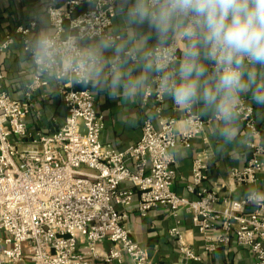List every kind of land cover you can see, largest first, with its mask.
<instances>
[{
    "label": "built area",
    "instance_id": "obj_1",
    "mask_svg": "<svg viewBox=\"0 0 264 264\" xmlns=\"http://www.w3.org/2000/svg\"><path fill=\"white\" fill-rule=\"evenodd\" d=\"M63 4L46 10L61 39L66 33L75 34L82 45L101 36H119L112 30L117 10L114 0H94L91 8L85 0H65ZM79 6L85 9L76 12ZM36 26L31 21L16 30L25 45ZM12 41L7 35L0 48ZM50 79L41 77L32 66L24 99L0 90V264H123L126 257L132 264H154L126 224L136 196L141 216L161 206L169 208L173 217L188 211L207 253L227 247L235 239L250 251L255 264H264V206L256 207L244 196L220 198L216 188L207 187V151L197 153L193 160L187 190L195 198L174 191L172 150L178 145L190 148L212 119L175 104L182 118L164 116L167 96L158 83H152L143 92L141 106L150 108L157 122L145 117L140 138L116 149L101 140L104 119L96 109L93 91L79 88L71 79L54 78L67 112L64 123L53 133H36L37 147L21 150L11 140L32 136L26 123L32 94L47 87ZM2 80L0 72V83ZM239 120L248 130L250 156L243 167L230 169L229 189L256 184L264 171L261 131L254 108L243 99ZM123 183L128 187H122ZM170 233L177 237L185 259L201 260L182 240L177 226ZM105 240L114 245L106 251L101 248Z\"/></svg>",
    "mask_w": 264,
    "mask_h": 264
},
{
    "label": "clouds",
    "instance_id": "obj_2",
    "mask_svg": "<svg viewBox=\"0 0 264 264\" xmlns=\"http://www.w3.org/2000/svg\"><path fill=\"white\" fill-rule=\"evenodd\" d=\"M85 2L91 8L94 0ZM114 3L122 19L119 36H101L87 46L75 34L61 39L37 5L30 19L39 31L26 45L35 72L71 79L113 99L133 100L158 83L179 108L217 118L216 134L224 145L232 144L241 98L264 108V0ZM42 5L64 7L63 0ZM244 198L264 206V186L249 189Z\"/></svg>",
    "mask_w": 264,
    "mask_h": 264
},
{
    "label": "crops",
    "instance_id": "obj_3",
    "mask_svg": "<svg viewBox=\"0 0 264 264\" xmlns=\"http://www.w3.org/2000/svg\"><path fill=\"white\" fill-rule=\"evenodd\" d=\"M64 2L65 0H63ZM37 5H40L38 10L47 16V9L43 7L42 0H0V46L7 35L13 39L7 48H0V72L3 74L0 90L5 91L14 99L26 97L32 78V65L27 56V48L16 30L33 21L30 19V14L37 8ZM84 9V6H79L76 12H81ZM49 26L52 27L50 22ZM121 26L122 19L116 10L112 26L113 32L120 34ZM38 31L37 25L30 33L29 40ZM93 42L86 41L82 46ZM79 88L86 87L81 85ZM88 88L93 91L96 97V109L104 119L101 140L105 145L123 149L140 138L142 121L145 117L157 122L155 113L150 108L141 106L143 93L137 95L133 100L123 97L113 99L107 92ZM241 99L254 108L258 128L261 131L260 140L264 142V108L256 106L248 96ZM32 103L31 112L26 118L32 136L22 140L18 138L11 140L21 150L37 147L38 143L34 135L57 131L64 123L67 114L58 92V84L53 78L50 79L47 87H42L32 94ZM192 111L202 117L212 119V121L204 134L194 138L190 148L178 145L172 150L176 160L174 191L180 196L189 199L195 198V194L189 192L187 186L191 182L193 160L197 153L202 151H207L209 155V178L206 181V186L216 188L220 198L230 195L238 199L243 197L249 189L264 186V171L259 174L258 181L254 185L234 186L232 189H229L227 185L230 169L243 167L250 156L247 147L248 130L244 128L242 122L238 121L234 142L224 145L216 134V130L220 126L218 119L211 114L202 115L198 109H192ZM162 112L167 117L182 118V113L174 109V103L168 97L164 102ZM121 186L128 187V184L123 183ZM126 224L131 231L132 238L146 248L154 264H255L254 256L247 248L239 245L235 239H232L229 246L220 247L213 253H207L204 249L203 237L193 227L191 215L186 210H181L177 217H173L169 208L161 206L150 210L146 216H141L137 211L136 196L133 204L128 208ZM175 226L181 231L182 240L200 256V261L185 259L180 254L178 239L170 233V230ZM113 246L108 240L101 243V248L105 251ZM123 264L132 263L126 257Z\"/></svg>",
    "mask_w": 264,
    "mask_h": 264
},
{
    "label": "trees",
    "instance_id": "obj_4",
    "mask_svg": "<svg viewBox=\"0 0 264 264\" xmlns=\"http://www.w3.org/2000/svg\"><path fill=\"white\" fill-rule=\"evenodd\" d=\"M255 113V112H254ZM256 118V117H255ZM264 143V142H263Z\"/></svg>",
    "mask_w": 264,
    "mask_h": 264
}]
</instances>
